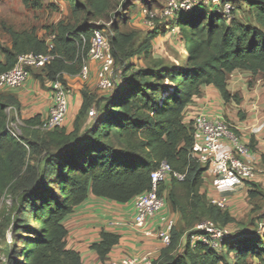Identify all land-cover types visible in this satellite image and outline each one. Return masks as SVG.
<instances>
[{"label": "trees", "instance_id": "16d2710c", "mask_svg": "<svg viewBox=\"0 0 264 264\" xmlns=\"http://www.w3.org/2000/svg\"><path fill=\"white\" fill-rule=\"evenodd\" d=\"M64 1L70 17L53 27L50 39L56 57L40 69L41 75L34 76L30 69V76L42 85L54 79L67 85L63 74L79 72L95 28L88 21L105 19L113 8L112 0ZM244 1L255 25L206 6L179 13L176 22L186 55L179 66L157 61L135 68L128 63L144 47H134L135 33L121 31L119 15L115 16L109 41L114 63L121 64L120 81L107 95L85 85L70 130L65 125L42 130L40 115L20 119L17 97L0 92V202L6 193L11 197L7 217L0 224V264H81L79 253L66 247L65 218L89 195L128 203L150 188L149 174L162 160L185 174L182 181L171 179L158 189L166 191L168 206L178 213L181 224H175L170 244L152 264H264V243L249 239L252 234L243 229L219 250L191 243V235L199 232L194 226L203 220L236 223L227 209L211 204L202 189L206 168L190 155L192 122L184 121V109L206 85H212L224 103L239 104L241 96L227 88L236 69L264 77V0ZM155 23L146 35L147 43L167 31L157 19ZM6 32L10 45H0V72L10 69L18 54L47 51L46 40L33 29L6 27ZM9 108L19 118L20 135L10 128L16 119L8 117ZM248 146L255 150L253 138ZM260 160L264 163V152ZM247 183L251 187L247 196H255L259 185ZM118 241V234L100 232V240L91 245L100 263L108 260Z\"/></svg>", "mask_w": 264, "mask_h": 264}, {"label": "built area", "instance_id": "2783aa9c", "mask_svg": "<svg viewBox=\"0 0 264 264\" xmlns=\"http://www.w3.org/2000/svg\"><path fill=\"white\" fill-rule=\"evenodd\" d=\"M196 6H210L212 10L227 17L233 10V5L227 0H168L160 10L159 18L165 22L167 33L179 43L176 18L179 13L189 12ZM155 16L151 12L147 15L145 25L148 31L156 25ZM51 37L46 41V52L18 54L14 65L0 72V91L23 88L30 77V69H41L55 59L56 55L51 53L53 47ZM90 65L95 66L97 89L112 92L120 81V74L115 72L110 41L99 28L92 31L86 57L76 74L82 82H87L90 77ZM46 83L51 103L39 128L47 131L65 125L71 89L58 79L48 80ZM188 121L192 122L190 155L197 163L205 166L204 174L212 177V185L216 191L230 189L238 183L257 179L253 152L248 142L230 122L221 116H209L199 109L195 110ZM184 176V173L172 170L169 163L162 160L149 174L150 188L130 200L133 206L131 223L133 229L138 233L154 236L158 243V254L162 248L170 244L171 230L176 224L174 216L168 211L166 194L163 191L159 193L158 189L161 184H166L171 179L182 181ZM209 202L221 209L227 206L225 197H212L209 198ZM149 224L152 226L151 229L147 228ZM256 227L259 233H264V216L256 223ZM193 230L199 232L191 235V243L200 242L213 250H219L222 243L234 235L229 224L220 225L208 219L197 223ZM155 254L156 251H146L141 255H126L117 260H107L104 264H152L158 256Z\"/></svg>", "mask_w": 264, "mask_h": 264}, {"label": "crops", "instance_id": "0c3cea01", "mask_svg": "<svg viewBox=\"0 0 264 264\" xmlns=\"http://www.w3.org/2000/svg\"><path fill=\"white\" fill-rule=\"evenodd\" d=\"M54 2L61 8H67V5L65 6L67 2L64 0H55ZM156 39L169 42L170 46L179 52L182 60H185L186 55L181 44L179 42L170 41L171 39L167 36V31L159 35ZM156 39H154V41ZM1 60L2 55L0 54V61ZM90 67L91 70L88 81L80 82L79 86L84 84L97 93H101L96 87L95 66L90 65ZM242 72L251 75L248 71L236 69L230 74L229 77H231V79L228 78L227 80V88L230 93H233L234 90H239V95L242 98L239 104L233 101L224 103L218 91L212 85H206L202 87V94L194 97L185 107L184 121H188L197 109L202 110L212 117L221 116L225 120L229 119L233 122L231 124L246 142H249L250 138H253L255 141V150L252 151L254 155V164H260L261 167L264 168V163L260 160V154L264 152V81L260 80L264 77L258 78L251 83L249 87H235L233 84L238 81L232 80L235 77L237 78V73L241 74ZM30 78L25 86L19 90L0 92H10L17 97L20 103V119H27L34 115H40L42 120L46 117L51 103L47 81H44L42 85L39 81ZM63 79L71 89L65 121V127L70 130L71 122L81 103L80 93L74 82L81 80L77 75L70 76L68 74H63ZM11 109L12 108H9V110ZM13 113L16 122L20 123L15 111H13ZM240 113L244 115L243 120H239L238 118ZM259 128L261 129L257 131ZM254 182L257 183L259 187H264V185L260 183L263 182L264 184V178L260 177V179H256ZM202 189L205 191L208 199L212 197H225L227 204L225 209L235 218L236 223H238L237 220L243 218V213H249L247 211L248 207L245 204V199L248 197L247 191L251 189L248 183H238L230 189L216 191L212 185V177L203 174ZM163 192L166 194L165 190H163ZM168 211L174 216L176 224L180 225L181 221L178 213L172 212L169 206ZM132 218L133 206L130 201L122 204L89 195L86 200L64 220V225L68 230L66 247L79 253L81 264H99L100 261L94 250L91 249V245L100 240V232L103 230L119 235L118 243L114 245L108 253L107 257L110 261L117 260L126 255H141L146 251H156L155 255H158V243L154 236H147L135 231L131 225ZM147 228L151 229L152 226L149 224Z\"/></svg>", "mask_w": 264, "mask_h": 264}, {"label": "rangeland", "instance_id": "374dc122", "mask_svg": "<svg viewBox=\"0 0 264 264\" xmlns=\"http://www.w3.org/2000/svg\"><path fill=\"white\" fill-rule=\"evenodd\" d=\"M54 1L55 0H27V4H24L22 0H0V45H10V38L6 32V27H12L14 30L18 31L33 29L40 37L44 38L47 41V39L52 35L53 27L59 21H66L70 17L69 8H61ZM167 1L168 0H112L113 8L110 12H108L106 18L98 19L97 21H88V24H91L95 28L101 29L103 35L109 39V27L111 20H113L115 16L119 15L117 19L119 29L121 31L134 32V47H138V45L144 47V49L139 53L127 59V62L132 63L135 68L148 66L157 61H162L163 63L170 64L171 66L183 65L185 60H182L179 52L177 50H174L170 46L169 42H166L162 39H156L158 38V36L154 38L156 39L155 41L153 39L149 43H147L145 40L148 33V28L145 25L147 15L150 12L154 13L156 15L155 17H157L158 24H164L165 22H163V19L159 18V12L165 6ZM227 1L231 2L234 7L231 16H234L240 22H243L245 24L255 25L252 16L249 14V11L246 8L244 0ZM66 5L67 4H65V6ZM167 36L171 39L170 41L178 42L177 39L170 36L169 33H167ZM120 65L121 64L118 62L114 63L115 72L118 75L121 74ZM31 72L34 76L42 74V71H40V69H33ZM260 77L263 76H251L250 74H244L242 72L241 74L237 73V78L235 77L232 81H238L233 84L235 85V87L240 86L241 88H243L242 86L249 87L251 83H253ZM32 78L33 77L31 75L30 79ZM229 79H231V77H229ZM260 81H264V78ZM80 82L82 81L74 82V84L77 85L76 87L79 90V93L83 88H85L84 84H82V86H79ZM90 90L95 91L92 89ZM100 92L103 93V95L111 93L105 91ZM101 93L99 94L101 95ZM233 93L239 94L240 92L239 90H234ZM7 114L10 120H15V117L11 110L7 109ZM90 115L92 116L93 112L90 113ZM90 115L86 120L87 124L89 123V121H91ZM226 121L233 123L229 119H226ZM18 124L19 123L16 122H12L10 124L11 130L16 135H20ZM260 129L261 128H259L257 131H259ZM254 167L256 178H264V168H262L260 164H254ZM260 183L261 185H264L263 182ZM245 204L248 207L247 211L249 213H243V218L237 220L238 223L230 224L229 227L233 230L234 233L240 231V229H243L244 231L248 232V234H252L249 239L260 240L264 243V235L262 236L261 233L257 231L256 227V223H258V221L262 217L261 215L264 213V187H259L255 196L247 197V199H245ZM10 206L11 197L9 193H6L2 197L0 202V224H2L3 220L7 217ZM176 227H178V224H176ZM6 235H9L8 231L6 232ZM1 260L2 254L0 246V261ZM227 260H232L231 255L227 257ZM252 262L255 261L253 260Z\"/></svg>", "mask_w": 264, "mask_h": 264}]
</instances>
